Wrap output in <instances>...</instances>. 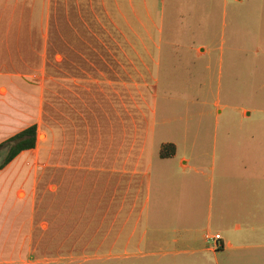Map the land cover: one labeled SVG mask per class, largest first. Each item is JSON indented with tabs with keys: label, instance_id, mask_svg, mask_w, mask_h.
<instances>
[{
	"label": "crops",
	"instance_id": "obj_1",
	"mask_svg": "<svg viewBox=\"0 0 264 264\" xmlns=\"http://www.w3.org/2000/svg\"><path fill=\"white\" fill-rule=\"evenodd\" d=\"M60 1L59 165L44 169L50 187L57 173L60 178L57 189H49L45 221L59 200L60 218L67 215L70 225L67 237L89 238L82 253L264 264V86H256L261 59L264 65V0H252L246 9V0ZM9 11L17 14L6 26ZM50 13L45 0H0V45L11 46L1 58L8 64H0V77L10 85H0V110L11 111L6 121L0 112V143L18 133L15 79L35 71L21 52L28 61L34 55L20 45H36L45 66ZM243 23L254 26L258 45L253 108L237 104L230 88V100L222 102L223 73H237L242 62ZM227 111L235 118L225 121L222 134L234 169L217 177L219 128ZM253 116L257 127L242 133ZM172 146L174 154L162 157ZM154 181L159 189H179L172 199H160L156 210ZM36 213L33 199L32 221ZM207 234L221 236L219 250L209 248ZM19 246L6 264H32L20 258L32 245Z\"/></svg>",
	"mask_w": 264,
	"mask_h": 264
},
{
	"label": "rangeland",
	"instance_id": "obj_2",
	"mask_svg": "<svg viewBox=\"0 0 264 264\" xmlns=\"http://www.w3.org/2000/svg\"><path fill=\"white\" fill-rule=\"evenodd\" d=\"M46 1V14L50 13V30L48 39V52L45 66L43 62H40V56L38 47L31 44L29 46H21L20 50L27 51L32 58L28 61L26 52H21L22 58H25L27 65L32 67L35 71L32 75L23 76L21 79H15L18 83L19 91L16 94L15 104L19 108L18 123L14 126V132L16 133L29 127L33 124L39 126V141L35 150L22 154L16 161H14L5 171H0V264H6L13 258V252L16 251V247L32 245V252L23 253L21 259L24 261L32 262V264H190L195 261V258H191L188 255L181 256H146L142 258L123 259L115 254L109 253H95L94 250L82 253V248L87 244L73 237H67L65 240L62 233L48 235L49 229L55 228V223L50 222V218L47 217L46 221L44 217L35 215L34 220H31L30 211L31 203L33 199L36 202L37 215L44 212L43 205L45 204V194L48 193L46 199L50 202L49 189L55 191L57 186L53 184L50 187L49 179L51 175L44 173L45 166L59 165V103H58V87H59V69H60V21L61 12L64 15V9H61L60 0H45ZM74 1V0H72ZM252 0H246L244 9L251 5ZM75 3V1H74ZM65 4V3H64ZM70 4V3H69ZM51 6V9L49 10ZM65 8V6H64ZM249 8V7H248ZM229 12V11H228ZM9 13L4 14L6 21L14 19L16 15ZM22 14H19L21 16ZM247 15H250L249 13ZM232 13L229 12L227 17L226 37L230 40L232 38V25L230 23ZM249 20V19H248ZM246 23V22H245ZM9 22H6V26ZM238 42L240 48L243 49L242 62H240V69L237 73H233L228 69H225L223 78L221 80L222 86V102L226 99L230 100L231 96L228 94L230 88L232 94L235 92L237 104L247 105L253 108L254 101L252 100L250 91H252L253 85V68L252 64L257 58V46L253 43L254 26L252 24H242L239 29ZM222 28L220 25V35ZM213 38V37H212ZM232 45V42L227 46ZM220 45L218 46V48ZM9 49L11 46L0 45V61L1 58L9 56ZM31 51L33 53H31ZM262 56V53L260 54ZM30 57V56H28ZM258 60V59H257ZM1 65H7L8 63L2 60ZM10 65V64H9ZM42 70V72H39ZM0 68V73H3ZM264 65L262 59L259 66V79L257 87L264 86ZM8 79L0 77V85L10 86ZM219 82L218 72L215 73L213 78V89L216 90ZM8 88L4 87L1 90L2 95H7ZM238 91V94H237ZM242 93V95H241ZM261 102L264 101V89L260 91ZM233 100L235 98L232 95ZM18 100V101H17ZM48 108V109H47ZM3 121H6L7 117L11 114V111L4 106ZM235 118L228 114V111L222 116L221 125L219 128L218 137V150L216 157L217 165V177L221 170L228 169L231 165V169H234V153H230L225 149V143L223 141L224 131L223 126L226 120ZM239 119V116L237 117ZM255 117H250L243 124L244 134L250 135V131L257 127L254 120ZM238 134H240L238 132ZM6 139V138H5ZM2 142V141H1ZM54 176V175H53ZM46 177V178H45ZM46 182V183H45ZM179 189L172 188V190L159 189L156 182H153V194L151 208L157 209L160 199H172V195H176ZM23 194V195H21ZM54 199V197L52 198ZM58 201V200H57ZM56 201V202H57ZM143 201V199H142ZM16 202L19 204L16 205ZM19 212H22L18 215ZM53 218V217H52ZM52 224V225H50ZM50 226V228H49ZM65 225L61 228H65ZM70 225L67 227V231ZM57 230V229H56ZM36 232V235H34ZM56 235V237H55ZM34 236L36 237V243L34 242ZM51 237V238H50ZM75 239V241L73 240ZM49 245V254L38 252L35 248L38 245ZM67 241V243L65 242ZM87 245H90L88 243ZM77 251L75 252V248ZM62 249V252L59 250ZM73 249V252H71ZM148 250V249H145ZM17 259V254L14 257ZM3 261V262H2Z\"/></svg>",
	"mask_w": 264,
	"mask_h": 264
},
{
	"label": "trees",
	"instance_id": "obj_3",
	"mask_svg": "<svg viewBox=\"0 0 264 264\" xmlns=\"http://www.w3.org/2000/svg\"><path fill=\"white\" fill-rule=\"evenodd\" d=\"M58 103H59V98H58ZM38 141H39V126L38 124H33L21 130L20 132L16 133L15 135L9 137L5 141L1 142L0 143V171H4L14 161H16L22 154L35 150L38 146ZM170 148H171V151L169 149H167V151L162 150L161 156L169 157L170 155H173L175 152L174 147L172 146ZM59 178H60V175L59 173H57L55 175V178L53 179V184H58ZM49 203L47 201V205L45 206L44 204L42 206L44 211L50 208ZM37 213H36V218L37 216H40V217L42 216V218L44 217V212L39 215H37ZM55 216H57V221L54 225L55 228L49 229L50 231H47V233H49L48 235L51 234L52 236V234H56V233L59 234V232H61L64 239L66 240L67 236L70 234L71 231H67V225H66L67 215L60 218L59 200L55 202L52 209L50 210L49 218L51 219L52 217H55ZM63 225H66V226H64L65 228L62 230L61 228L63 227ZM34 235H36V232ZM73 240L75 241V239ZM34 242H35V245H37L35 236H34ZM65 242L67 243V241ZM48 247L49 245H44V240H43L42 245L41 246L38 245L35 249L38 252H42V254L43 253L49 254Z\"/></svg>",
	"mask_w": 264,
	"mask_h": 264
},
{
	"label": "built area",
	"instance_id": "obj_4",
	"mask_svg": "<svg viewBox=\"0 0 264 264\" xmlns=\"http://www.w3.org/2000/svg\"><path fill=\"white\" fill-rule=\"evenodd\" d=\"M206 240H207V243L210 249L219 250L221 248V245H220L221 236L220 235L207 234Z\"/></svg>",
	"mask_w": 264,
	"mask_h": 264
}]
</instances>
